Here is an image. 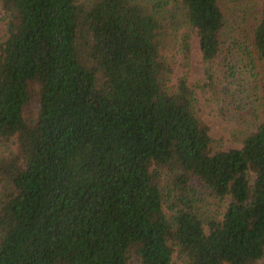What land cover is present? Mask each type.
Instances as JSON below:
<instances>
[{"label":"trees","instance_id":"trees-1","mask_svg":"<svg viewBox=\"0 0 264 264\" xmlns=\"http://www.w3.org/2000/svg\"><path fill=\"white\" fill-rule=\"evenodd\" d=\"M257 1L247 39L224 41L218 0H0V264L264 258ZM177 11L195 32L206 86L235 83L233 94L260 105L238 147L212 150L195 93L184 77L170 83L161 49ZM179 45L187 54V35ZM190 177L227 199L219 218L190 205Z\"/></svg>","mask_w":264,"mask_h":264},{"label":"rangeland","instance_id":"rangeland-1","mask_svg":"<svg viewBox=\"0 0 264 264\" xmlns=\"http://www.w3.org/2000/svg\"><path fill=\"white\" fill-rule=\"evenodd\" d=\"M224 13L221 39L224 41L232 37L247 39L250 32V24L253 16L258 11L257 0H218ZM174 22L166 28L161 55L170 66L168 78L170 83L184 77L187 85L193 90L196 97L194 106L196 116L209 128L212 150L229 149L238 147L239 136L243 129L255 123L261 113L260 105L253 97L247 98L244 94H233L235 83L229 86L230 92L226 91L225 81L216 80L212 89H209L203 79L204 64L201 61L195 32L186 27L179 11L174 17ZM4 15L0 8V41L4 37ZM182 35L188 36V53L185 54L180 48ZM234 98V99H233ZM241 98V99H240ZM0 148H2L0 146ZM8 151H15V143L10 139ZM3 149V148H2ZM164 175H161L163 178ZM162 184V183H161ZM164 192L166 185H161ZM187 199L190 205L202 218L209 216L220 217L225 202L217 200L209 194L195 178L190 177L187 184ZM3 186H0L2 190ZM189 203V201L185 200ZM184 201V202H185ZM169 202H164L163 211L170 214ZM126 264H140L134 256H130ZM172 264H181L175 253L172 254ZM264 264V258L258 262Z\"/></svg>","mask_w":264,"mask_h":264}]
</instances>
